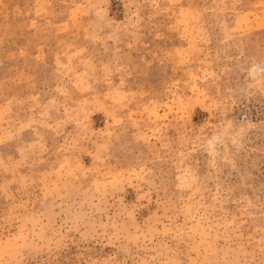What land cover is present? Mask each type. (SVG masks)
Returning a JSON list of instances; mask_svg holds the SVG:
<instances>
[{"label": "rangeland", "instance_id": "obj_1", "mask_svg": "<svg viewBox=\"0 0 264 264\" xmlns=\"http://www.w3.org/2000/svg\"><path fill=\"white\" fill-rule=\"evenodd\" d=\"M264 0H0V264H264Z\"/></svg>", "mask_w": 264, "mask_h": 264}, {"label": "clouds", "instance_id": "obj_2", "mask_svg": "<svg viewBox=\"0 0 264 264\" xmlns=\"http://www.w3.org/2000/svg\"><path fill=\"white\" fill-rule=\"evenodd\" d=\"M259 72H264V67H262L260 64H253L250 69V75L256 74Z\"/></svg>", "mask_w": 264, "mask_h": 264}]
</instances>
